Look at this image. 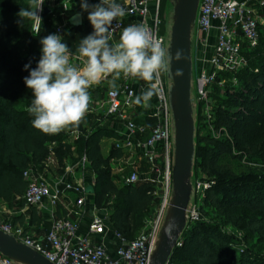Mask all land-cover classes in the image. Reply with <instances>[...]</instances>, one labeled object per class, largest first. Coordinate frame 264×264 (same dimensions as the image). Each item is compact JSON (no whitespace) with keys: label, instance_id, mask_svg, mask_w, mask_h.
Wrapping results in <instances>:
<instances>
[{"label":"trees","instance_id":"16d2710c","mask_svg":"<svg viewBox=\"0 0 264 264\" xmlns=\"http://www.w3.org/2000/svg\"><path fill=\"white\" fill-rule=\"evenodd\" d=\"M169 3L161 0V34L167 30L165 13ZM28 7L29 0H0V200L12 206L17 198L20 207H27L26 170L33 169L46 177V165L53 155L58 173L63 174L69 159L85 156L95 174L94 206L108 209L111 228L131 241L143 219L156 212L160 187L143 178L125 184L122 176H128L135 166H139L140 175L147 172L146 163L139 161L138 155L122 174L115 172L112 165L118 160L126 162L132 155L122 146L124 137L95 122L111 117L103 118L92 110L80 121L82 130L69 126L58 134H45L32 126L34 117L27 109L34 95L24 77L37 67L42 56L40 40L52 34L53 26L48 23L52 13L44 14L43 10L41 31L33 34L32 22H21L17 15ZM93 31L88 23L71 27L62 34V42L71 54H78L79 41ZM247 48L243 44L244 68L233 72L239 75V86L225 88L220 96L218 86L223 76L232 73L217 75L209 96L213 102L208 120L198 106L193 173L207 184L199 194V211L207 219L187 226L168 264H264V35H260L257 48ZM25 65L30 69L25 70ZM133 121L143 129L137 138L148 140L156 119L145 116L142 124ZM74 131L78 136L70 143L68 135ZM108 141L110 146L106 148ZM28 215L27 225H40L36 208L29 207ZM24 219L20 217L23 226ZM225 225L243 231L246 244L226 233L222 228Z\"/></svg>","mask_w":264,"mask_h":264},{"label":"built area","instance_id":"2783aa9c","mask_svg":"<svg viewBox=\"0 0 264 264\" xmlns=\"http://www.w3.org/2000/svg\"><path fill=\"white\" fill-rule=\"evenodd\" d=\"M161 0H125L119 4L125 15L117 17L110 26L111 38H120L124 28L125 19H137L139 24H144L149 31L157 36L166 50L169 45V36L161 34L160 19ZM260 9L264 8V0H257ZM44 10V9H43ZM42 12L38 14L42 17ZM256 11L246 1L241 0H200L193 32L195 38L204 49L209 47L211 31L217 30L216 41L212 47L208 69H202L196 78L197 98L194 104L203 108L207 120L210 118L209 96L217 75L238 71L246 63L242 58V46L247 44L255 49L260 41V26ZM64 29L58 27L56 34L60 36ZM73 64V63H71ZM76 66L75 64H73ZM168 70V69H167ZM167 71L160 73L156 83L158 95L152 97L153 113L156 125L151 137L145 142L137 138L138 132L143 129L133 121L132 110L137 97L134 82L138 77H125L122 75L118 87L110 89L101 104L100 110L107 117L114 118L124 123L128 136L124 148L135 151L139 161H144L147 172L144 178L157 183L163 192V210L165 211L172 193V170L174 154V121L169 104V85L165 79ZM92 112L87 109L85 115ZM84 115V116H85ZM83 166L87 164L86 157L79 160ZM27 181V190L24 198L27 207L41 209L45 204L55 207L60 196L67 191L81 194L76 200V208H84L87 187L83 184H73L60 178L57 189L52 187L46 177L33 169H28L23 174ZM125 184L137 183L141 178L139 166H135L128 176H122ZM207 184H198L193 187L195 199ZM191 203V202H190ZM197 203L187 211L188 225L200 220L196 209ZM68 214L54 221L52 229L46 235L50 249L45 248L32 236L25 234L23 228L0 221V230L14 236L19 242L42 254L53 264H150L151 257L156 249L161 232V217L151 224L147 232L141 233L131 241L120 238V244L115 254H110L103 245L95 244L90 235H102L107 231V219L95 215L89 223L88 235L79 233V224L71 218L73 210L67 208ZM187 225V226H188ZM0 264H15L0 253Z\"/></svg>","mask_w":264,"mask_h":264},{"label":"clouds","instance_id":"9594fccd","mask_svg":"<svg viewBox=\"0 0 264 264\" xmlns=\"http://www.w3.org/2000/svg\"><path fill=\"white\" fill-rule=\"evenodd\" d=\"M44 0H29V7L17 15L21 22L30 20L31 31L39 34L42 28ZM67 10V4L63 2ZM81 8L88 11L93 33L81 39L76 53L86 58L82 67L70 64L71 52L59 34H49L40 40L42 56L37 67L24 77V83L33 92L34 99L27 111L34 117L32 126L45 134H58L69 126H78L90 102L88 89L114 74L118 78L138 77L148 82L159 81L160 73L167 71L166 50L157 36L142 23L124 28L119 41L109 43L110 26L117 17L125 15L115 0H100L89 5L81 0ZM176 58H180L177 52ZM30 65H25L29 70ZM158 95L156 83L135 98L137 105L148 106Z\"/></svg>","mask_w":264,"mask_h":264},{"label":"water","instance_id":"95a60500","mask_svg":"<svg viewBox=\"0 0 264 264\" xmlns=\"http://www.w3.org/2000/svg\"><path fill=\"white\" fill-rule=\"evenodd\" d=\"M199 4L200 0H172V25L167 49L169 67L166 74L171 82L168 96L175 130L172 198L167 221L159 234L150 264H168L188 225L187 211L193 193L191 177L196 156L192 34ZM46 13H50V10L44 9ZM69 23L71 27L83 25L82 15L74 14ZM177 52L180 53L179 59L176 58ZM76 128L83 129L80 124ZM0 253L15 264H53L42 254L1 230Z\"/></svg>","mask_w":264,"mask_h":264},{"label":"crops","instance_id":"0c3cea01","mask_svg":"<svg viewBox=\"0 0 264 264\" xmlns=\"http://www.w3.org/2000/svg\"><path fill=\"white\" fill-rule=\"evenodd\" d=\"M246 1L249 6L256 11V14L258 15V22L260 26V32L261 30L264 31V8L260 9L257 5V0H241ZM63 2L67 4V10L63 6ZM89 5H95L100 3V0H87ZM118 4H124L125 0H115ZM43 9H49L50 13H52L50 20L48 23L50 26H53L51 28V33L56 34V29L58 27H61L64 29V32L71 28V25L69 23V19L73 13H79L82 15L83 24L88 23L91 25L89 19H88V11H84L81 8V0H44ZM124 24L126 27H128L131 24H139L137 19H125ZM92 26V25H91ZM93 27V26H92ZM63 32V33H64ZM216 35L217 30L211 31L210 36V43L209 47L204 49V59L202 63L201 69H208V61L210 60L211 53H212V47L215 44L216 41ZM62 37V35H61ZM119 41L118 38H111L109 43L115 44ZM86 58L79 57L78 54H71L70 55V64L73 63L77 67H82L84 60ZM200 69V70H201ZM121 74L118 78H114V74L109 75L108 77L101 80L100 83L93 85L88 89L90 94V102L88 105V108L93 110L94 113L98 116H102L103 118L107 117L104 115V112L100 110L101 104L106 98L107 92L112 89L119 86L121 79ZM167 77V76H166ZM150 83L143 79L137 78L134 82V88L136 90L137 96L141 95L142 92H145L148 90ZM106 89V92L104 90ZM153 103L152 98L149 101L148 106H142L134 104V108L132 110L133 114V120H136L138 124H142V119L145 116H151L153 113ZM104 120H115V125H111L109 127L117 132L120 136L126 137L128 136V132L126 130V127L124 123L121 121H118L114 118L104 119ZM101 126V122L95 121ZM73 139L72 142L77 138L78 132L74 131L72 132ZM71 143V142H70ZM76 156V160L74 159V162L67 163L65 172L63 174L58 173V167H57V160L55 156H51L47 165H46V178L48 179L52 190L57 189V181L60 178H65L66 181L72 182L73 184H83L87 187V194L85 196L86 203L84 208L82 210H79L76 208V200L80 198L81 194L75 192V191H67L63 193V195L60 196L59 202L55 207H51L47 204H45L41 209H37L38 215L40 217V225H27L29 224L30 218L28 215L29 207L22 208L18 204V199L15 198L13 205H9L3 200H0V221H2L5 224H12L15 226H19L23 228L25 231L24 233L32 236L34 239L39 241L45 248L50 249V245L46 241V235L48 232L52 229L54 225V221L57 218H61L63 216H66L68 214L67 208L69 210H73L71 218L78 222L79 224V233L81 235H88V226L90 221L95 215H99L101 217L106 218L107 220V231L104 232L102 235H90V238L92 241L97 245H103L107 251L114 255L116 249L118 248L120 244V236L117 234L113 228L110 226L108 213L104 210H98L93 203V186L95 181V174L91 167L86 164L83 166V168H80L79 165V158ZM25 216V224L24 226L20 222V217Z\"/></svg>","mask_w":264,"mask_h":264},{"label":"rangeland","instance_id":"374dc122","mask_svg":"<svg viewBox=\"0 0 264 264\" xmlns=\"http://www.w3.org/2000/svg\"><path fill=\"white\" fill-rule=\"evenodd\" d=\"M172 10H173V6H172V0H170V3L166 9V21H167V30H166V35H167V38L168 36H170V28H171V25H172ZM260 35H264V31L261 30V33ZM195 33L193 32L192 34V61H193V77H192V97L195 99L197 98V88H196V78L197 76L199 75V73L201 72V68H202V63H203V59H204V52L205 50L200 46V44L197 42L196 38H195ZM249 49H251L250 47H248ZM247 48V49H248ZM248 51V50H246ZM242 58L243 60H245V58L243 57L242 55ZM245 66V64L242 66V68H240L239 70L243 69ZM201 69V70H200ZM165 79L167 80V83L168 84H171V82L168 80V78L166 77V74H165ZM221 84H219V95L222 96L224 91H225V88H229V89H232V88H237L239 86V75L238 73H232L229 76H223V81L220 82ZM169 88H170V85H169ZM105 89V88H104ZM107 89V88H106ZM106 89L104 90V92H106ZM213 90V89H212ZM210 101V104L213 102L212 99H209ZM198 105L194 104V112H195V120H196V126L198 128V113H197V110H198ZM202 114L205 115L204 111H202ZM259 120H262L261 118ZM115 120H102V123H101V126H105V127H109V126H113L115 125ZM263 125H264V120L262 121ZM72 139H73V134L72 132H70V134L68 135V142H72ZM110 142L111 141H108V145L106 146V148H108L110 146ZM124 142H123V145L124 146ZM56 146V145H54ZM107 150V149H106ZM125 151L126 152H130V154L132 155V157L127 160L126 162L122 161V160H118L116 161L112 167L116 170L115 172L117 174H122L124 172V170L126 169V167L131 164L133 161H135L134 157H135V151L131 150V149H126L125 148ZM173 158H174V154H173ZM74 159L76 160V156L74 155L71 159H69V163H73L74 162ZM80 165V168L82 169L83 168V165L82 164H79ZM146 174V173H145ZM144 174H141V178H144ZM191 183L193 185V187L197 186L199 183L200 184H206V181H202L201 180V176H198L196 174H192V177H191ZM162 191V188L159 189V196H160V203H159V206L156 210V212L154 211V213H152L150 216L146 217L143 219V223L142 225L138 226L135 230V236L138 237L141 233L143 232H147L148 229L150 228L151 224H153L158 218L161 217L162 219V223H161V229L163 228L164 224L166 223L167 221V216H168V212H169V209H170V201H171V198H172V193H171V196H170V199H169V202L167 204V207L165 209V211L163 210V207H162V204H163V192ZM200 194V193H199ZM199 200H197V202H195V196L193 194L192 198H191V203H190V206L193 208L195 206V204L197 203V206H196V209L197 210V214L198 216L200 217V219H207L206 216H203V214H201V212L199 211V204L200 202L202 203V196L200 197V195H198ZM197 198V197H196ZM104 210L108 213V218H109V215H110V212L108 211V209L104 208ZM160 216V217H159ZM252 218V216H251ZM222 228L224 229V231L228 234H231V235H235L236 239H237V242H241L243 244H246V241H245V238L243 236V231H238V228H234L232 225H225L224 227L222 226Z\"/></svg>","mask_w":264,"mask_h":264}]
</instances>
